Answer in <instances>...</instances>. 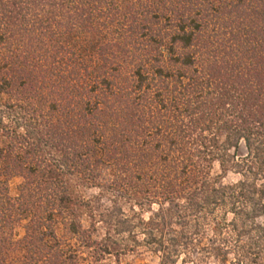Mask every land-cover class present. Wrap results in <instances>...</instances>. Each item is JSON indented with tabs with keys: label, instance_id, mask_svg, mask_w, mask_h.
<instances>
[{
	"label": "trees",
	"instance_id": "16d2710c",
	"mask_svg": "<svg viewBox=\"0 0 264 264\" xmlns=\"http://www.w3.org/2000/svg\"><path fill=\"white\" fill-rule=\"evenodd\" d=\"M263 218L264 0H0V264H264Z\"/></svg>",
	"mask_w": 264,
	"mask_h": 264
},
{
	"label": "rangeland",
	"instance_id": "374dc122",
	"mask_svg": "<svg viewBox=\"0 0 264 264\" xmlns=\"http://www.w3.org/2000/svg\"><path fill=\"white\" fill-rule=\"evenodd\" d=\"M246 152L245 148L242 147L240 150V154H244ZM214 176H218L222 174V170L219 164L215 165ZM241 179V176L236 173H229L224 179L223 183L225 185L237 183ZM24 179L22 177H15L12 179L10 183L11 195L16 198L19 196V187L23 183ZM70 192L75 199H80L84 197L87 200L94 199L97 196H103V205L110 206V200L108 198V194H102L101 190L95 187H90L86 185L80 178L73 177L69 181ZM127 209V208H126ZM145 216L148 218L150 213H146ZM83 220L86 226L90 225V219L87 214H83ZM264 222V218L260 220ZM28 223V219L25 217V220L22 222V225L17 228V239H21L25 235V225ZM105 229L103 225H101L100 235L101 237L104 235ZM231 263L236 264L234 261V257L231 258ZM160 258L155 255L153 252L149 251L146 248H141L138 252H130L128 254H121L120 263L117 261V258L112 256L108 258L107 264H159Z\"/></svg>",
	"mask_w": 264,
	"mask_h": 264
}]
</instances>
